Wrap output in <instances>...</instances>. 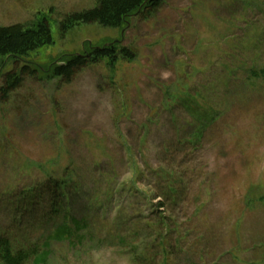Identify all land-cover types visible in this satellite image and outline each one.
Masks as SVG:
<instances>
[{"label": "rangeland", "instance_id": "374dc122", "mask_svg": "<svg viewBox=\"0 0 264 264\" xmlns=\"http://www.w3.org/2000/svg\"><path fill=\"white\" fill-rule=\"evenodd\" d=\"M96 2L0 0V25L43 17L52 34L25 58L0 57V87L86 42L123 35L136 52L115 70L101 62L71 82L26 74L0 93V234L47 253L27 264H264V79L249 74L264 67V0H163L127 27L60 30ZM187 96L221 111L194 144ZM158 169L175 172L177 194ZM49 174L70 181L56 206ZM67 217L80 223L72 236L51 238L74 227Z\"/></svg>", "mask_w": 264, "mask_h": 264}, {"label": "trees", "instance_id": "16d2710c", "mask_svg": "<svg viewBox=\"0 0 264 264\" xmlns=\"http://www.w3.org/2000/svg\"><path fill=\"white\" fill-rule=\"evenodd\" d=\"M162 2L163 0H97L95 6L92 8L64 15L59 21V28L63 33L87 23L98 24L102 27L120 28L128 25L130 19L135 14H143V12L151 13L158 9ZM51 36L50 25L43 17H37L33 22L24 25L23 23L0 25V57L8 58L12 62L16 59L25 58L29 56L30 52L51 43ZM121 38L119 41H112L108 44L105 42L100 46H94L86 42L84 49L78 54H63L57 62H52L46 67L36 64L30 67L25 64L20 71H10L5 74V83L0 87L1 97L3 99L8 98L10 93L21 85L22 78L26 74L30 76L40 74L46 80L58 79L60 81L71 82L80 70L101 62H106L110 69L115 70L121 60L133 61L136 57V52L132 48L121 44ZM4 63L5 61H2V65ZM249 74L250 77H261L264 79V67L261 69L251 68ZM183 99L186 102L185 106L188 110L191 112L194 109L196 110L192 116H196L199 122L197 132L192 135L189 141L194 144L202 139L207 127L219 120L221 111L213 105L200 103L197 97L187 96ZM206 107L211 109L209 115H206V112H208ZM155 172L159 179L165 180L168 183L170 193H178L175 185V172H169L166 169H158ZM48 182L49 186L59 193L53 199L51 197L52 205L56 206L59 196L66 197V190L70 181L67 177L56 179L49 174ZM40 197H43V194ZM67 219L70 220L69 217ZM71 222L74 223V227L64 225L57 228L51 238L64 240L72 236L74 228H77L80 223L76 219H73ZM39 250L40 248L36 245L33 247H17L8 236L0 234V264H27L31 259L40 263L45 260L47 253L41 254Z\"/></svg>", "mask_w": 264, "mask_h": 264}]
</instances>
